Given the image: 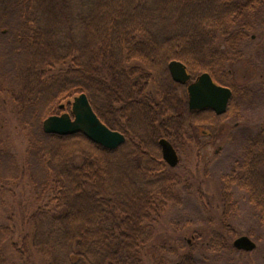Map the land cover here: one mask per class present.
I'll use <instances>...</instances> for the list:
<instances>
[{"label":"trees","instance_id":"trees-1","mask_svg":"<svg viewBox=\"0 0 264 264\" xmlns=\"http://www.w3.org/2000/svg\"><path fill=\"white\" fill-rule=\"evenodd\" d=\"M260 13L264 0H0V93L29 134L11 173L2 169L0 135V182L27 178L40 201L21 218L33 232L18 241L0 223V264H35L36 253L47 264H147L156 223L181 198L160 139L178 151L196 125L222 116L189 110L168 64L179 60L194 77L208 72L232 88L225 71L246 56ZM81 93L124 144L111 150L82 132L44 131V119L71 113V101L61 105ZM3 127L0 121V134ZM222 179L224 216L236 204L234 188L264 214V129ZM220 237L212 246L230 249ZM6 243L17 260L2 256ZM176 264L197 259L189 252Z\"/></svg>","mask_w":264,"mask_h":264},{"label":"rangeland","instance_id":"rangeland-1","mask_svg":"<svg viewBox=\"0 0 264 264\" xmlns=\"http://www.w3.org/2000/svg\"><path fill=\"white\" fill-rule=\"evenodd\" d=\"M263 21L264 13L258 14L246 56L231 63L225 71L224 77L234 90L232 108L218 118L209 112L215 117V124L203 121V125L195 126L191 135L178 140L180 162L174 167L178 177L175 192L181 198L169 202L166 212L156 223L154 240L146 249L147 264H176L189 252L194 254L197 264H264V214L246 191L237 188H234L236 204L232 205L228 217L223 214L222 204V175L230 172L232 163L241 157L248 140L252 141L255 134L264 129ZM182 91L181 88L180 93ZM2 99L7 100L6 107ZM73 99L62 103L64 109ZM66 110L64 112H68ZM207 114L197 117L204 118ZM0 121L4 123L0 135L7 150L1 165L4 173H11L15 156L17 166L22 163L19 159L23 157L29 134L18 126L15 106L5 93H0ZM39 202L34 186L27 178L0 182V223L11 226L13 240L18 241L25 230L33 232L30 225L23 227L21 218L25 213L34 212ZM42 202L46 205L48 198ZM216 234L224 241L229 238L230 249L212 246L210 241ZM242 235H248L256 242L254 250L234 247L233 241ZM4 254L3 257L14 261L19 257L7 243ZM34 258L35 264H47L46 257L40 253Z\"/></svg>","mask_w":264,"mask_h":264},{"label":"water","instance_id":"water-1","mask_svg":"<svg viewBox=\"0 0 264 264\" xmlns=\"http://www.w3.org/2000/svg\"><path fill=\"white\" fill-rule=\"evenodd\" d=\"M170 74L175 82H187L191 75L186 66L179 60H172L168 64ZM189 108L191 110L212 109L218 115L227 111L232 90L217 84L210 73H202L198 80L188 86ZM64 108V105H61ZM46 133L70 135L78 132L85 134L91 141L108 149H117L126 142V136L107 126L94 110L86 93L76 95L72 101V110L59 115H50L43 121ZM164 160L171 167L179 164V155L172 143L161 138L159 141ZM237 249L252 251L257 244L247 235L237 237L233 241Z\"/></svg>","mask_w":264,"mask_h":264},{"label":"flooded vegetation","instance_id":"flooded-vegetation-1","mask_svg":"<svg viewBox=\"0 0 264 264\" xmlns=\"http://www.w3.org/2000/svg\"><path fill=\"white\" fill-rule=\"evenodd\" d=\"M186 69H187V68H186ZM187 72L191 75L190 79H189L187 82H184V83H181V82H176V83H178L179 85H181V87H184V88L186 89V91H187V103H188V108H189V102H188V100H189L188 86H189L192 82L197 81L198 78H199V75L196 76V77H194L188 69H187ZM213 79H214V78H213ZM214 81H215L217 84H219V85H223V86L229 87V86H227V85H224V84L219 83V82L216 81L215 79H214ZM229 88L232 90V96H231V98H230V100H231L232 97H233V95H234V90H233L231 87H229ZM229 102H230V101H229ZM228 108H229V104H228ZM228 108H227V110H228ZM189 110H191V109L189 108ZM193 110L196 111V114H197V115L204 114V113H206L207 111H209V112H213L214 114H216V112L213 111L212 109H204V110H196V109H193ZM225 114H226V113H225ZM216 115H218V114H216ZM218 116H219V115H218ZM177 152H178V151H177Z\"/></svg>","mask_w":264,"mask_h":264}]
</instances>
